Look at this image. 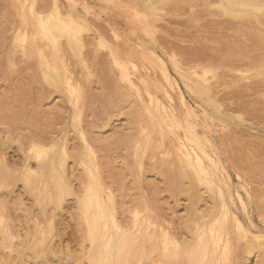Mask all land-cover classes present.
<instances>
[{"label":"bare ground","instance_id":"obj_1","mask_svg":"<svg viewBox=\"0 0 264 264\" xmlns=\"http://www.w3.org/2000/svg\"><path fill=\"white\" fill-rule=\"evenodd\" d=\"M170 17L175 39L157 34ZM0 37L37 94L28 106L30 92L0 84V191L22 182L42 218L73 197L75 264H264V0H0ZM104 99L126 123L101 127ZM120 141L124 165L139 164L131 183L122 166L126 193L104 175ZM164 191L185 196L177 224ZM1 198L0 264H25L23 231L34 264L66 253L62 230L47 243L55 219L29 231Z\"/></svg>","mask_w":264,"mask_h":264},{"label":"rangeland","instance_id":"obj_2","mask_svg":"<svg viewBox=\"0 0 264 264\" xmlns=\"http://www.w3.org/2000/svg\"><path fill=\"white\" fill-rule=\"evenodd\" d=\"M106 6L104 7H98V10L100 13L103 14V16H106L107 15V12L108 11L107 9H105ZM119 7H114V10H118ZM173 19V18H168L169 20V23L166 25H164L162 22L159 21V31L157 32L158 35H163L165 36V34L168 32L171 35V38L175 39V37L173 35H175L174 33H176L175 31V26L176 24H170V20ZM162 23V24H160ZM172 25V26H170ZM165 28V29H163ZM175 31H173V30ZM163 30V31H162ZM168 30V31H166ZM162 32V33H161ZM173 32V33H172ZM162 35V36H163ZM215 37V36H214ZM5 40V38H1L0 37V44H1V41L3 42ZM211 43V44H210ZM213 42L210 41L209 43H205L203 44V46L206 47V45H212ZM214 44H216L214 42ZM218 44V43H217ZM193 47V49L195 47H197L196 43H193L191 44ZM201 47V46H199ZM196 49V48H195ZM199 50V52H203L205 49H197V51ZM196 51V50H195ZM206 51H210V47L206 48ZM9 59L7 58L6 56V52H5V49H4V45L3 47L1 46L0 47V67H3L5 68L4 71H2V73H0V84H2L5 88V86H7V94H9L10 97H12V95L18 93L19 95H23L22 92L24 91H27V92H30L29 95H31L32 97V101L31 102H28L27 105L28 106H31V104H33L34 102H36V92H35V89H33L34 87L36 88V85L34 82H30L29 81V77H28V74L25 71V69H23V73H21V75L15 73L14 75V70L13 68H11L9 65ZM1 71V70H0ZM9 74H11V76H9ZM96 75V74H95ZM30 76V74H29ZM40 82H43L42 79H39ZM22 87V89L20 88ZM44 90V91H47V89H42V88H39V90ZM49 90V89H48ZM4 91V90H3ZM44 91L42 93H44ZM14 93V94H13ZM32 93H35V94H32ZM6 95L7 99H10V97ZM50 97V96H49ZM49 97L45 98L44 100L41 101V103H50V99ZM36 98V99H35ZM102 99V98H101ZM3 100V99H1ZM103 102H101L99 104V106H102L104 105V111H101V112H98L96 113V115H98L99 117H102L103 120H101L99 123H103L101 125V127L103 129L106 128L109 129V126L111 125H117V127L119 126V124L121 123H126V121L124 120L125 119V116L124 115H119V112L118 111H114L116 109V106L117 104H114V109L110 106V102L108 101V99H104L102 100ZM114 101V100H112ZM121 104V103H120ZM44 107L48 108L47 105H45ZM6 108V107H5ZM4 110V108H3ZM47 112H49L51 115L50 116H57L59 117L60 114L58 111L55 110V108H51V109H46ZM113 112H115L113 114ZM104 113V114H103ZM101 115V116H100ZM246 117V116H245ZM249 118V116H247ZM116 118H118L117 121ZM238 119V118H237ZM252 119V118H251ZM236 120V119H235ZM234 120V121H235ZM253 120V119H252ZM40 121L39 122V125H42V122L44 120H42V118L40 117ZM46 121H50L48 120V118H46ZM114 122V124H112L111 122ZM255 122H259V120H255ZM38 124V123H37ZM107 125V126H105ZM257 125V124H256ZM258 126V125H257ZM112 127V126H111ZM113 128V127H112ZM100 132L102 131L101 129H99ZM110 131V130H108ZM111 133V132H110ZM113 135H115L113 133ZM116 142V141H115ZM237 142V141H235ZM245 141L242 143L243 145ZM238 144V142H237ZM235 146H236V143H235ZM242 145H240L239 147L241 149H244L243 147H241ZM95 147L98 149V152L99 154H101L102 150L105 151L102 146L101 148L95 143ZM123 147H124V141H120V143L118 144V146L116 144H110L107 146L108 150H106V157L104 160L105 162H107V166L105 167L104 169V175H106L108 172L110 173H118L119 176H117V173L114 175L111 181V184L115 185L118 187V191L122 192V193H126L129 189V182L128 181H124L125 180V177H127V175H123V170H122V166L126 168H130L131 169V175H129V178L128 180L130 181V183L133 181V177L134 175L137 173V170L138 169V166L139 165L138 163H134V165L131 163L129 164L130 167H127L126 164L124 165V157L122 155V152H124L125 150H123ZM237 147V146H236ZM247 148V147H246ZM102 149V150H101ZM238 150L235 149L233 152L235 153V151ZM246 151V150H245ZM244 151V152H245ZM237 153V152H236ZM245 155H248L247 152L243 153ZM161 156L163 154H160ZM108 156V157H107ZM13 160H17V154L13 155ZM237 161V159H236ZM237 164V163H236ZM146 167V165L144 166ZM149 168V166H147ZM109 169V170H108ZM146 171H148L147 169H145ZM108 173V174H109ZM148 173V177L147 179L148 180H151V181H154L156 180L157 182H162V180L160 179V176L159 174H156L155 172H147ZM19 181V180H18ZM126 184V187L125 186H122V184ZM162 186V184H161ZM122 187V188H121ZM164 189V188H163ZM161 192V190H159ZM165 192V194H164ZM163 192V195H165V198H162V201H164L163 203L161 202V205L158 206L159 208H161V212L163 213V215L166 217V218H174V222L177 224L179 223L181 220V215H183V208H185V202H186V199H185V196L183 194H180V192H174V195H171V196H168L166 193L167 191H164ZM1 199L3 201H5L6 203V208L9 209V213L15 215L16 213L19 214V219L24 217V214H29V216H31V218H29V226H28V229L29 231L32 230L34 224L36 221H39V223H42L43 225L45 226H48V224H51L50 221L48 219L52 218L53 220L55 219V223H56V227L58 228L56 231H54L53 233H49V236L47 237V243L50 241L52 245H54L55 242H61L60 241V238L57 236L56 233H58L59 230H62V232L60 231V234H62L63 238L65 239V242H63V245L66 246L63 247L66 251V253L62 256V255H54V253H48L47 256L45 257V260H42L40 258V256L42 255L39 254L38 255V260L40 262L37 261V264H59L60 263V259H62V264H75V262L77 261L76 257V253L75 251H71L68 253L69 249L73 250V248H76V243L74 242L73 240V236L72 234L75 233V224H74V221L72 220L73 219V216H71V212H75V205L73 204L74 201H73V197H67V201L65 202V208L64 209H59V210H55V208L51 207L48 208L49 209V212L47 215H45V217H48V218H42V215H41V211L39 210L40 208H42V206L40 205V203L38 202L37 200V196L36 194H34L33 192L31 191H27L25 190V188L22 186V182H18V183H13V184H10L8 187L6 188H3L1 191ZM161 197V195H160ZM4 198V199H3ZM251 205H253V203H251ZM40 206V207H39ZM68 209V210H67ZM52 211H55V217L54 215L52 217H49L51 214H52ZM255 218H257V216L255 215L254 216ZM17 220V219H16ZM179 225V224H178ZM261 225V224H260ZM182 226V225H181ZM181 226H178L179 228H185V226L181 227ZM261 226H259L260 228ZM20 234H22V236H18V237H13V240H16V242L20 243V244H23V248L19 250L18 253H14V259L15 261H17V258H24L26 259L27 261V264H34V260L36 259V255H35V250L38 248H35L34 245L35 243H33V239L31 238L32 235L28 233L27 234H24V231L21 233V232H18ZM30 238V242L29 244L31 245H28L26 244L27 243V238ZM36 242V241H35ZM2 243V242H0ZM37 247H39L37 244H36ZM69 248V249H68ZM69 254V255H68ZM67 255V257H66ZM73 256L72 259L70 256ZM3 256V255H1ZM0 256V257H1ZM17 257V258H16ZM64 257V258H62ZM68 258V259H67ZM21 260V259H20ZM64 260V262H63ZM14 260H12V262H15ZM73 261V262H72ZM25 262V264H26ZM48 262V263H47ZM257 264V263H256Z\"/></svg>","mask_w":264,"mask_h":264}]
</instances>
